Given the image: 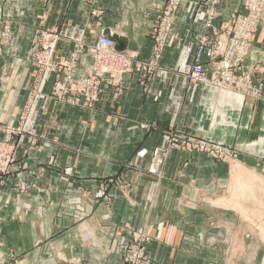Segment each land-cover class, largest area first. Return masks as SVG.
Segmentation results:
<instances>
[{
	"label": "crops",
	"instance_id": "1",
	"mask_svg": "<svg viewBox=\"0 0 264 264\" xmlns=\"http://www.w3.org/2000/svg\"><path fill=\"white\" fill-rule=\"evenodd\" d=\"M204 1L180 4L146 85L133 76L120 89L104 84L88 110L50 99L51 69L31 94L27 54L37 28L59 35L54 64L85 43L75 74L83 77L100 36L148 58L163 0H0V140L21 128L13 136L19 167L0 179V264H122L135 233L150 237V264H264V12L238 70L262 83L255 100L188 81ZM244 2L220 1L216 33L226 36ZM212 63L200 58L207 73ZM175 133L222 141L236 156L219 162L172 150L159 176L146 173Z\"/></svg>",
	"mask_w": 264,
	"mask_h": 264
},
{
	"label": "built area",
	"instance_id": "2",
	"mask_svg": "<svg viewBox=\"0 0 264 264\" xmlns=\"http://www.w3.org/2000/svg\"><path fill=\"white\" fill-rule=\"evenodd\" d=\"M220 1H204L206 6L203 20L205 32L197 40V53L187 79L193 84L205 83L217 91L260 100L262 83H253L252 79L239 75L238 70L250 55V42L261 21L264 0H245L243 12L232 15L234 26L227 30L225 37L213 29ZM182 2L183 0L163 1L155 24L147 34L152 40L151 54L148 58L139 60L136 53H119L115 50L113 39L100 36L88 48L92 62L89 71L83 77H76L75 74L81 57L86 51L85 43L78 42L68 53L69 56L65 62L54 64L53 55L60 41L59 35L38 30L32 40V50L28 54V62L36 73L31 94H37L39 85L49 69L54 74L49 93L50 99L81 109L93 110L99 104L104 84L120 89L124 86V82L133 76L146 85V82L160 68L159 63L163 51L171 42L172 28ZM204 54H207L208 61L215 63L210 73H207V69L200 64V58ZM33 95L29 96V102ZM24 116L25 111L21 115V121L25 119ZM20 129V127L5 129V138L0 140V179L19 167L13 136L21 133ZM172 150H192L198 154L210 156L219 162L234 158L237 152L236 148L222 141H210L199 136L175 133L168 136L166 148L153 151V159L146 173L159 176L161 165L169 151ZM149 241L150 237L144 233H135L131 241L124 246L122 264H150L145 248Z\"/></svg>",
	"mask_w": 264,
	"mask_h": 264
},
{
	"label": "rangeland",
	"instance_id": "3",
	"mask_svg": "<svg viewBox=\"0 0 264 264\" xmlns=\"http://www.w3.org/2000/svg\"><path fill=\"white\" fill-rule=\"evenodd\" d=\"M164 1V0H163ZM163 3V2H162ZM161 8H162V5H161ZM264 12V11H263ZM263 14V13H262ZM156 20V19H155ZM262 20V19H261ZM38 30H43V31H47V30H44V29H40V28H37V30L35 31V34L37 33V31ZM47 32H49V31H47ZM49 33H51V32H49ZM54 33V32H53ZM35 34H34V36H35ZM57 34V33H56ZM33 39H34V37H33ZM59 43V42H58ZM29 54V53H28ZM28 54H27V60H28ZM236 155V154H235ZM152 158V157H151ZM153 159V158H152ZM152 159H151V161H152ZM230 160V159H229ZM151 161H150V163H151ZM225 161H228V160H225ZM159 173H160V171H159Z\"/></svg>",
	"mask_w": 264,
	"mask_h": 264
},
{
	"label": "water",
	"instance_id": "4",
	"mask_svg": "<svg viewBox=\"0 0 264 264\" xmlns=\"http://www.w3.org/2000/svg\"><path fill=\"white\" fill-rule=\"evenodd\" d=\"M117 41V40H116ZM116 49V48H115Z\"/></svg>",
	"mask_w": 264,
	"mask_h": 264
}]
</instances>
